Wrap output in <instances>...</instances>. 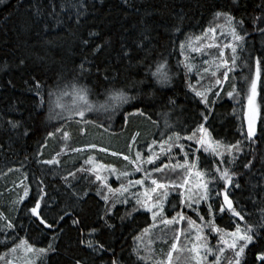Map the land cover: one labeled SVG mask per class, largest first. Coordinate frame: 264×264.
I'll return each instance as SVG.
<instances>
[{
  "label": "trees",
  "instance_id": "16d2710c",
  "mask_svg": "<svg viewBox=\"0 0 264 264\" xmlns=\"http://www.w3.org/2000/svg\"><path fill=\"white\" fill-rule=\"evenodd\" d=\"M62 2L67 3L68 0H3L0 2V212L5 213L16 223L21 237L38 245L46 244L54 235L49 230L43 229V226L39 225L28 211V207L32 206L34 198H38V195L44 197L41 202V211L50 221L56 218L60 209L64 208L73 216L80 214L83 221L81 227L85 233L89 228L98 227L102 223L98 221L96 213L100 210L103 201L95 196V191L101 182L95 181V175L90 171L83 173L76 171L80 167L91 169L94 166V161L92 164L85 163L90 156H93L91 154H96L97 159H103L105 164L124 170L130 166L123 159V155H129L132 158L138 150L142 156L146 157L149 152L146 151L145 146L156 139L157 144L152 147L153 152L159 155L156 163L164 161L169 163V168L159 173L153 171L152 177L161 182L182 179V171L180 169L173 171L172 165L176 161L183 160V153L173 149L174 159L171 161L167 154H160L161 133L171 134L175 131L182 136L190 135L197 124L203 122L200 113L205 111V107L184 83L183 67L177 66L178 61L184 60V56L180 54L179 43L189 36H202L209 27L223 23L222 19L217 21L214 17L216 11L231 12L237 21H244V30L248 32L252 13L261 15L264 12V0H239L238 5H233L231 0H132L131 7L125 6L122 0H84L87 10L77 24L75 10L66 11L59 16L58 20L50 15L53 3L57 5V12H59V5ZM36 8L40 9L41 15H34ZM175 25H179L180 31L183 32L182 36L180 32L175 31L173 27ZM146 29L150 33L149 47L152 53L148 61L137 66L136 61L130 62L123 57V51L135 49V44L143 39ZM219 31L218 29L216 38L208 33L204 43L222 41L223 37L219 36ZM90 33L96 35H90ZM177 36H180V39L173 43ZM169 37L172 39L170 40ZM84 40H88V44H84ZM97 45H100V50L94 52L93 49ZM204 51L207 55L191 54L194 56L193 63L203 78L197 83L196 70L189 74L190 82L198 90L211 88L208 97L210 101H215L204 126L210 130L213 138L223 143L242 140L240 131L247 128L246 113L250 82L255 77L256 58L264 55V36L256 33L248 37L244 50H238L237 63L233 66V71L228 73L229 79L220 86L215 84L216 78L212 77L210 72H203L205 67L214 68L211 61L217 56L218 50L205 48ZM140 55L142 56L143 53ZM231 55L230 49L225 50V58ZM161 56L167 58L173 77L172 86L161 89L151 76H148V80L152 81V87L157 90V93L164 92L176 101L174 107L163 108L158 102L154 103L150 97L140 95L136 100L126 103L119 110L115 108L113 112L96 122L87 116L92 121L87 124L77 122L80 120L77 118L50 119L47 108L40 112L33 107L36 98L29 91L33 76L42 79L46 89L50 87L59 92L56 88L57 83L63 88L72 82L75 69L81 62L88 61L91 73L87 79H81L79 84L86 85L92 90V95L89 97L92 103L108 104L117 100L111 99L110 95H105L103 87L105 71L110 75L118 76L120 84L124 82L125 77L135 80L143 79L147 71L144 65L151 63L153 59H160ZM21 60L24 61L23 64L20 63ZM205 60L209 63L204 64ZM152 71H155L154 64ZM223 71L224 69L221 68L217 77ZM120 84L117 86L119 87ZM144 87L147 88V84ZM148 90L151 91V89ZM68 91L71 89L69 88ZM217 91L219 96L214 95ZM229 91L233 92L232 97L227 95ZM257 91L255 103L258 110L256 128L259 143L254 145V154L257 156L256 169H260L259 159L261 155H264V92H261L260 85ZM127 94L135 95V90H129ZM53 99L55 100L56 97ZM158 99L159 95H157ZM70 102L65 97V103ZM132 105H138L139 110L144 111L145 115L129 116L128 111L137 112L138 110ZM162 112L168 114L169 127L167 128L164 126ZM125 117H127L126 120ZM218 117L220 118L217 120ZM8 121H19L20 127L13 130ZM153 121L156 123L154 124ZM57 127L61 130L57 131ZM25 128L29 130L27 136L22 135ZM53 131L54 136H47L48 132ZM64 132L68 133L67 139L63 138ZM137 132L140 135L133 143L132 137ZM181 143L187 146L186 151L199 147L194 144L189 145L188 141H181ZM91 145H96L99 149L103 147L120 155L113 156L111 153L105 154L98 150L83 149L80 152L72 150L88 148ZM41 152L42 155L39 154ZM57 153L61 154L57 156ZM201 153L195 155L201 156L200 163L206 167L204 159L213 161V157L205 153L201 155ZM245 153L247 155V149ZM53 158L59 160V164L40 163L41 160ZM245 158L241 156L235 165H222L240 173L234 179L239 180L241 187H229L227 194L245 215V221L239 222L241 227L245 222H257L260 219L261 210L264 209V198L254 195L257 183H264V180L261 178L260 171H256L255 174L246 173L240 167ZM145 167L151 170L153 165H145ZM69 172H76L75 179L69 177L72 189L66 186L62 178ZM100 175L108 177V183L113 187L120 186L114 175L108 173L106 175L100 173ZM24 187L29 189V195L22 203H17L23 195ZM40 188H43V192H40ZM85 190L89 193L86 203L76 201V198L71 195L72 191L79 193ZM215 191H219L220 195H213L210 201L213 207L223 202L225 192L222 181H217ZM169 199L176 202V195ZM166 206L168 212L175 215L171 205ZM81 207L84 209L83 212ZM125 207L130 205H117L120 215H125ZM202 208L207 210L205 205ZM190 215L195 216L194 213ZM235 219L230 213L216 215V222L226 231L235 230L233 223ZM112 222L116 225L115 229H103L96 236L105 244L112 245L117 253H121L125 259H128L129 252L135 245L134 236L139 235L142 228L151 224L150 214L139 212L134 214L133 219L126 217L123 224L119 219ZM63 229L60 239L56 241L59 252L52 254L49 264H68L71 256L83 258L85 264H101V261L92 257L87 249L78 246V233L72 227L70 219L66 218V222H63ZM174 229H183L185 233L190 231L186 222L181 225L157 227L154 231L150 245L157 258L169 250L175 235ZM4 239L5 237L0 235V241ZM165 240L169 243H163ZM210 240L212 243L216 242L212 237ZM187 246H189L188 242L184 236H181L178 247L186 248ZM5 251L6 249L0 244V255H3ZM262 252H264V243L250 245L246 250L245 264H261L257 257ZM132 259L134 260L135 257ZM0 264L3 262L0 261ZM173 264H192L190 254L186 251L173 253Z\"/></svg>",
  "mask_w": 264,
  "mask_h": 264
},
{
  "label": "snow or ice",
  "instance_id": "6c2138e0",
  "mask_svg": "<svg viewBox=\"0 0 264 264\" xmlns=\"http://www.w3.org/2000/svg\"><path fill=\"white\" fill-rule=\"evenodd\" d=\"M0 2H3V0H0ZM231 2L233 5H238L239 0H231ZM122 3L128 7L132 6V0H122ZM72 10H75V22L79 24L80 18L87 10L84 0L62 2L59 5V12H57V5L53 3L50 15L58 20L61 14H64L66 11L71 12ZM34 15H41L39 8H36ZM214 17L217 21L222 19L223 23H217L214 27H209L202 36H189L180 42V54L184 56V60L177 62V66H182L185 70L183 79L187 88L194 93L195 97L199 98V102L205 107V111L200 113L203 122L198 123L190 135L182 136L175 131L171 134L162 132L159 140L160 154H167L170 161L174 159L173 149H177L180 153H183L182 162L177 161L172 165L173 171L176 169L182 171V179L179 181L169 180L161 182L152 177L153 171L159 173L169 168V163H165L164 161H161L159 164L156 163L159 155L152 150V145L157 144L156 139H153L151 144L145 146L149 152L146 157L142 156L138 150L132 158L129 155H123V159L130 166L124 170L118 171L116 168L106 165L93 166L91 169L80 167L76 170L77 172L90 171L94 173L95 181L101 182L95 191V196L99 197L100 201H103L100 210L96 213L98 221H102V223L98 227L89 228L85 233V230L81 227L83 221L80 214L73 216L71 212H68L64 208L60 209L56 218L50 221L41 211V202L44 200V197L38 195V198H34L32 206L28 207V211L38 221L39 225L43 226V229L49 230L54 235L44 245L33 243L29 239L21 237L16 223L5 213L0 212V235L5 237L3 241H0V244L6 249L5 253L0 255V261L3 264H49V258L52 254L59 252L56 241L60 239V233L64 231L63 222H66V218L71 220L72 227L78 233V246L87 249L92 257L101 261V264H173V253H183L185 251L190 254L192 264H245L244 258L249 246L264 243V209L261 210L260 219L257 222H245L244 226L241 227L239 222L245 221V215L238 206L234 205L233 200L227 194L229 187H241L239 180L234 179L240 173L229 167H222V165H235L241 156H245L246 158L240 167L246 173L255 174L256 171H260L261 178L264 180V155H261L259 159L261 168L256 169L257 156L254 154V145L259 143L256 128L257 108L255 101L258 95V85L261 86V92H264V79H262V76H264V55L255 60V77L250 82V94L248 95L247 128L240 131V136L243 137L242 140L223 143L211 138V134L204 126L208 120V113L212 111V104L215 103L214 100L210 101L208 97V92L211 91V88L198 90L189 80V74H192L194 69L198 74L197 83L203 78L199 75V69L193 63L194 56L191 54L199 53L207 55L204 51L205 48H215L218 50L217 56L211 61L214 68L209 69L205 67L203 72H210V75L216 78L215 84L217 86L227 81L229 79L228 73L233 71V66L237 63L238 50H244L248 37L253 33L264 36V12L253 18L252 33L244 30V21H237L231 12L216 11ZM69 19H71V16H69ZM178 19L182 18L178 17ZM173 27L175 31L180 32L181 36L183 35L179 25ZM218 29L220 30L219 36L223 37V40L204 43L208 33H211L216 38ZM90 35L96 34L90 33ZM169 39L171 40L172 38L169 37ZM179 39L180 36H177L172 42L175 43ZM83 43L88 44V40H84ZM150 43V33L146 29L143 39L135 44V49H125L123 57L130 62L136 61L137 66L144 64L145 61L149 60L152 53V49L149 47ZM227 49H230L232 53L229 58H225V50ZM99 50L100 45H97L93 49L94 52H98ZM140 53H143V55L141 56ZM20 63L23 64L24 61L21 60ZM89 63L88 61L81 62L78 68L75 69L73 81L66 84L63 88L57 83L56 88L59 92L54 91L50 87L46 89L45 82L33 76L30 81L29 91L36 98L33 105L34 109L42 112L47 108L50 119L71 120L74 116H78L80 120L77 122L91 123L92 121L87 118L86 113L98 110V108L89 99L92 95V90L86 85L79 84L81 79H87L91 73ZM203 63L208 64L209 61L205 60ZM153 64L155 71H152ZM144 66L147 71L143 79L135 80L125 77L122 84H120L118 76L110 75L105 71L103 74L105 95H110L111 99L119 101L120 104L129 103L136 100L138 96L145 95L150 97L154 103L158 102L163 108H167L168 106L174 107L176 101L164 92L157 93V90L152 87V81L148 80V76H151L155 84L159 85L161 89L172 86L173 77L167 58L161 56L160 59H153L151 63ZM221 68L224 71L217 77V73ZM118 84H120L119 87L117 86ZM146 84L147 88L144 87ZM69 88L71 91H68ZM133 89L135 90V95H128V91ZM148 89H151V91ZM157 95H159L158 100ZM214 95L219 96V92H215ZM227 95L232 97L233 92L229 91ZM53 97H56V99L54 100ZM65 97L71 103H65ZM132 106L138 110L137 112L128 111L129 116L145 115L144 111L139 110L138 105ZM99 108L106 109V105H99ZM167 115V112L161 113L165 128L169 127ZM124 119L126 120L127 117ZM153 123L155 124L156 122L153 121ZM8 124L13 130L20 127L19 121H8ZM60 130L57 127V131ZM22 135H29V130L25 128ZM54 135V131L47 133L49 137ZM139 135L137 132L132 137L133 143H135L136 137ZM63 138H68L67 132L63 133ZM181 141H192L194 145L199 147H193L191 151H186L187 146L181 143ZM91 147L95 148L96 145H91ZM246 149L247 155L245 153ZM72 150L75 152L82 151L80 148ZM201 150L202 153H210L213 156V161L204 159L206 167L200 163L201 156L195 155L196 153H201ZM99 151L106 152L108 150L101 147ZM39 154L42 155V152ZM60 154L57 153V156ZM111 155L117 156L120 154L111 152ZM40 163L47 165L59 164V160L53 158L41 160ZM85 163L92 164V158L89 157ZM145 165H153V168L150 170ZM100 169H104L109 175H114L116 180L119 181L120 186L113 187L110 185L108 177L100 175ZM137 173H143V176L135 178V174ZM69 177L75 179L76 172H69L68 175L62 177L66 182V186L72 189L73 186L69 181ZM217 181L223 182L225 194L223 195V202L217 203L216 207H213V204L209 201L212 200L213 195H220L219 191H215ZM256 189L254 195L264 198V183L258 182ZM40 192H43V188H40ZM173 192H176V202L169 201V196ZM28 195L29 189L24 187L23 195L20 196L17 203H22ZM71 195L76 198V201L86 203L89 193L87 190L79 193L72 191ZM202 202L207 204L206 211L200 206ZM118 204L123 206L130 205V207H125V215H120L117 209ZM166 204L171 205L175 215L168 212ZM83 211L84 209L81 207V212ZM139 212L150 214L151 224L142 228L139 235L134 236L135 245L129 252L128 259H125L121 253H117L112 245L105 244L97 238L96 234L99 231L116 228V225L112 221L119 219L123 224L126 217L133 219L134 214ZM190 213H194L196 218H193ZM224 213H230L231 217L236 218L233 221L235 224L234 231H226L225 228L219 226L216 222V215ZM221 218L223 219L224 217ZM183 222L187 223L190 231L185 233L183 229H174L175 235L169 245V250L159 258L156 257L155 251L150 244H144L143 237L147 235L151 239L152 230L160 225H179ZM181 236H184L188 242L189 246L186 248L178 247ZM210 237L214 238L216 242L212 243ZM163 243L167 244L169 242L165 240ZM132 257H135V259L133 260ZM257 258L261 261V264H264V252L260 253ZM68 264H85V260L78 256H71L69 257Z\"/></svg>",
  "mask_w": 264,
  "mask_h": 264
},
{
  "label": "rangeland",
  "instance_id": "374dc122",
  "mask_svg": "<svg viewBox=\"0 0 264 264\" xmlns=\"http://www.w3.org/2000/svg\"><path fill=\"white\" fill-rule=\"evenodd\" d=\"M256 16H259L258 15V13H255V12H253L252 13V18H251V21H250V24H249V26H248V30H249V32L250 33H252V31H253V18L254 17H256ZM254 34H256V33H253L252 35H254ZM246 48V47H245ZM71 103V102H70ZM247 103H248V100H247ZM93 104L94 105H96L97 106V108H98V110H95V111H93V112H89V113H86V116H90V118H92L93 119V121H97L98 119H101V118H103V117H105V116H107L108 114H110L111 112H113L114 110H115V108H116V110H119V109H121L123 106H125L126 105V103L125 104H120V102H118V101H112L111 103H108V104H105V103H100V102H93ZM99 105H106V109L105 108H99ZM256 108H257V106H256ZM240 111V110H239ZM248 111V110H247ZM258 111V110H257ZM116 115H117V112L115 113ZM237 114V113H236ZM238 116H240V114H237ZM258 115V114H257ZM246 116H247V113H246ZM73 118H77V119H80L78 116H74ZM115 119H116V116L114 117ZM220 117H218L217 118V120L219 119ZM109 120H111V119H109ZM216 120V121H217ZM208 131H210V130H208ZM210 134H211V138H213V135H212V133L211 132H209ZM213 140H217V139H215V138H213ZM188 144L189 145H193V142L192 141H188ZM152 147H153V145H152ZM83 149H87V150H89V151H94V150H98L99 151V148H97V147H95V148H93V147H88V148H82V151H83ZM146 151H148V149L146 148ZM101 152V151H100ZM102 153H107V154H110L111 152L110 151H106V152H102ZM207 156H210V157H213L210 153H205ZM91 155H93V156H90L91 158H92V161H94V166H98V165H106V166H110V167H114V165H111V164H105V162H104V160L103 159H97V155L96 154H91ZM177 162V161H176ZM175 162V163H176ZM180 162H182V161H180ZM114 168H116L117 170H119V168L118 167H114ZM100 173L101 174H105L106 175V173H108L107 171H105L104 169H100ZM109 174V173H108ZM143 176V173H137V174H135V178H140V177H142ZM194 179V178H193ZM148 183H150V182H148ZM141 191H142V189H141ZM174 193V192H173ZM171 194L170 196H169V198L171 197V196H174V195H176V193H174V194ZM170 200V199H169ZM210 202V201H209ZM211 203V202H210ZM167 205V204H166ZM203 205H205L206 207H207V204L206 203H201V207L203 206ZM166 208H167V206H166ZM192 217L193 218H196L195 216H193L192 215ZM198 222V221H197ZM181 225V224H180ZM162 226H164V225H160L159 227H162ZM167 227H169V225L167 226ZM179 228H180V226H179ZM156 229L157 228H155V229H153L152 230V234H151V239H149V236H147V235H145L144 237H143V240H144V242H145V244H150L152 241H153V233H154V231H156Z\"/></svg>",
  "mask_w": 264,
  "mask_h": 264
}]
</instances>
